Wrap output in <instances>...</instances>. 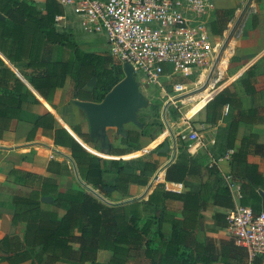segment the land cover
<instances>
[{"label": "trees", "instance_id": "trees-1", "mask_svg": "<svg viewBox=\"0 0 264 264\" xmlns=\"http://www.w3.org/2000/svg\"><path fill=\"white\" fill-rule=\"evenodd\" d=\"M235 10H215L210 21L213 35L224 33ZM0 14V139L14 121L22 118L28 104L39 103L25 80L49 103L55 90L65 86L68 80L72 83L74 100L100 102L124 77L122 65L107 52L83 49L70 30L57 25L55 16H63L64 8L56 0H43L40 5L32 0H0ZM16 68L23 78L18 76ZM249 73L250 69L237 79L247 88L251 86L244 83V75L248 77ZM249 92L254 90L251 88ZM205 96L206 101L211 94L208 92ZM235 96L236 92L229 86L213 95L204 106V122L216 125L221 120L223 106H232ZM260 109L264 111V107ZM242 112L239 111V118H229L224 149L232 150L229 165L231 176L239 183L238 204L259 213L262 209L259 190L264 192V174L248 157L250 154L264 156V145L251 134L242 136L239 148H234ZM244 112L253 116L257 115L258 109L254 107ZM139 121L142 126L138 129L123 131L120 142L125 148L110 147V154L139 150L142 135L155 138L161 133L151 131L146 123ZM38 130L51 138L54 145L69 149L80 178L88 185L103 188L106 185L102 178L104 172L113 174L112 186L123 194L129 183L147 184L148 176L124 171L128 162L104 159L87 151L85 142L89 141V134L81 130L80 124L72 125L71 130L85 141L77 138L85 148L68 130L58 125L48 111L33 118L27 140H32ZM203 158L204 162L190 155L185 146H180L176 160L165 170L166 181L181 183L187 176L200 175L204 168L208 178L201 182L198 192L165 191L157 185L153 192H159L160 201L153 198L152 193L148 197L147 203L161 204L164 198L182 201L181 219L173 218V214L163 209L155 217L145 216L140 201L106 205L85 190H61L57 176L69 175L71 170V164L63 159L48 160L47 175L10 169L5 180L20 186L11 189L14 206L11 222L15 226L22 223L24 229L22 236L13 233L0 239L3 253L0 260L8 264H96L98 251L105 249L111 252L108 264H131L130 249L142 248L143 255L149 259L148 264H196L197 261L210 264L215 259L226 260L229 255L239 264H246L247 253L233 238L221 242L219 254L215 255L212 246L197 244L189 232L208 200L221 209L212 214L219 227L227 226L226 211L235 205L220 171L214 165H207ZM130 161L138 163V168L145 172L152 173L156 169V163L144 156ZM46 196H50L51 201L43 200ZM164 222L171 225L168 239L161 230ZM249 264H261V259L254 257Z\"/></svg>", "mask_w": 264, "mask_h": 264}, {"label": "crops", "instance_id": "crops-1", "mask_svg": "<svg viewBox=\"0 0 264 264\" xmlns=\"http://www.w3.org/2000/svg\"><path fill=\"white\" fill-rule=\"evenodd\" d=\"M35 1H37L35 2L37 4H41L43 2V0H35ZM217 1H218L217 9L235 8L238 7L239 4H242L241 10L243 12L247 11V9H249L250 11L251 9V12L253 13L251 14V16L250 15L245 16L240 21L241 26L239 28V33L230 34L228 32V29L230 27L228 29L226 28L227 32L223 33L224 38H226L228 34H230L229 37L232 38L231 44H232V48L234 49V54L237 56V62H236L237 67L234 70L235 72L231 73L230 74L231 76H229L225 82L219 83V86L216 88V90L212 91L211 96L213 97V95L218 93L224 87L229 86L231 90L236 92L234 102L230 107L229 105L226 104L228 106L226 112H224L222 108L221 120H219V122L216 125H210L204 122L205 111H203L201 124L199 125V128L200 129L206 128V129L200 133L198 132L200 144H198L197 146L191 145L190 147H188L189 149H187V152L193 157L199 158V160L203 162H204L203 157H205V161H206L205 163L207 165L212 164L216 166V168L220 171L224 179V182L226 183L227 186L228 184L225 180V177L230 176L233 186L232 187L228 186V188L232 194L234 204L236 205L238 204V197H239V183L235 179H233V177L230 174L229 160H230V153L232 150L224 149L225 131H226L227 123L229 122V118L230 117L234 118V116L239 118L238 117L239 111H243L242 112L243 115L242 118L240 119L239 127L237 129V139L235 141L234 148L235 149L239 148L240 139L242 136H249L251 134H254L256 136V141L258 143L264 145V111L260 109V107H264V0H217ZM63 18H65V10H64V15L62 16V19ZM240 18L241 17H239L236 20V23L234 24V28L238 26V22ZM230 29L233 30L232 28ZM219 37H222V35H213V34L211 35V39L213 41H219ZM228 39L229 38H227V40ZM81 40L85 42L84 46H88L87 48L94 47L96 50L93 51L95 52H106L107 47L104 46L105 43H103L102 40L93 39V38L81 39ZM76 41L78 43L81 42L78 40ZM84 46L80 45V47H82L83 49L87 51H92L86 49V47ZM225 63L226 61L220 64L218 68L220 72L223 71V67ZM248 69H250V73L248 77H245L244 75V83L250 85L251 87L248 86L247 88V86L244 85L243 83L240 84L239 82H237V79L241 77ZM19 77L23 78L20 75ZM251 88L254 90L253 93L249 92ZM63 89L64 86L62 88H57L55 90L53 99L50 103L45 101L35 90L31 89L35 97L39 100V103L36 104L34 103V105H39V108L35 109L33 107V116H31L30 119H24V117H22L20 120L14 121L11 126V129L5 132L3 134V137L0 139V239L4 235L13 234V233L22 236L24 229V225L22 223L15 226L11 222V216L14 211L11 189L20 188V186L18 185L14 186L5 180L6 175L10 171V169L19 168L23 170L36 172L42 175H47L48 174V172L46 171L47 161L50 160L51 158L62 159L61 157H54L52 155V151L56 150L58 152L59 148L66 149L69 151V149L67 148L54 145L51 138L42 135L41 130L37 131V134L34 136L32 140H27L26 136L30 128L32 127L33 118L39 114L44 113L45 111H48L46 110V107L47 108L52 107L53 109V107H58L61 105V107H58V109H60L65 115V124H59L57 123V121L56 123L64 127L66 130H68L77 141H78L77 138L81 139L71 130V126L74 124L82 125L86 123L85 121L86 115H84L85 113L79 107L78 109L76 105L75 108H77L76 110L79 112H75L72 110V111H68L70 113L72 112L71 114H66V112L64 111L66 107V102L62 101ZM71 91H72V87H71ZM202 97L203 98H201L199 101H197L196 104L193 105L190 111L192 110L198 111L199 109L201 110L204 108L206 96H202ZM70 100L72 102L74 100L72 98L71 92H70ZM254 107H257L258 109L257 115L249 116L246 114V112H244ZM127 124H132L134 125V127L127 128L125 127V125ZM127 124L123 125L121 133H117L115 128H107L106 138L104 142H102L100 137L91 138L90 135L88 142H85L83 139H81L87 144V149L79 141L78 142L87 151L99 157H102L104 159H117L120 160L121 163L128 162V166L124 168V171L130 174L138 173L148 176V181L145 186H141L135 183H129L127 185L126 193L123 194L112 186L113 174L110 172H104L102 174V178L106 182V185L103 188L99 189L97 187L88 185L80 178L77 169L71 159V156L69 155L70 161L66 159L63 160H66L71 164L70 174L72 170L76 172L85 186V189L83 190L91 193L99 201H101L106 205H117V204L128 203L131 201H140L144 205L145 216L155 217L159 215L161 213V210L163 209L164 212L173 214V218L181 219L183 217L182 201L173 198H164L161 204H156L155 202L147 203L149 195L152 193L153 198H157L158 201H160L161 197L159 192L157 191L153 192V190L156 188L157 185H160L161 189L165 191H173V192L189 191L196 193L200 189L201 182H204L208 178V174L206 170L203 168L201 170L202 173L200 175L187 176L181 183L166 181L165 170L171 163H173L176 160L180 147L178 146V142H177L178 140H176V138L173 137L170 130H167L166 132L169 135V140H164L159 143L158 136H156L155 138H151L148 135H142L139 139V143L141 145V148L139 150L132 151L130 153L119 154V155L110 154L109 153L110 147L125 148V145L121 144L120 142L124 130L138 129L139 127L142 126V123L140 126H137L133 123H127ZM88 129H89V125H88ZM109 130H112L114 132L113 139H115L118 142L117 144L111 141L112 138H110L108 135ZM41 137L45 138V140L49 142L50 145L48 143L41 141L40 139ZM95 138L99 140V145L93 143ZM165 141L168 142L167 149L164 148ZM43 144L46 145L48 148L50 147L48 153L49 154L48 157H50V159L45 160L46 162L42 161L39 163L38 161L39 158H41L42 152L47 153L43 149ZM91 149L95 153H93ZM32 152L33 155L30 154ZM226 154H228L227 157ZM140 156H144L146 159H149L156 163V169L154 172L149 173L142 171L138 168L140 167L138 163L130 161ZM248 160L252 161L253 163H256L258 165V170L262 174H264V156L260 154H250ZM38 164L41 166V168L38 169V171H36V167H38ZM70 174L66 176H57L59 188L61 190H67L66 188L69 187L68 183L70 182V178H71ZM63 183L67 184L66 185L67 187H65V189L62 188ZM70 187L72 188V186ZM100 191H102L104 195H102ZM261 192L262 193L264 192L262 190H259V193L262 196ZM262 201H263V197H262ZM216 210H221V209L215 206L212 203L211 199L208 200L205 207L200 209L198 216L196 217L197 221L194 223L193 228L189 232L194 236L197 244L212 246V249H214V254L218 255L221 242L228 241L232 237L228 232V230L226 229V227H219L215 225L212 214ZM170 229H171V225L169 222H164L161 226V230L164 232L166 239L170 237ZM2 255L3 253L0 250V257ZM110 256H111V252L109 250L100 249L97 253L96 264H108ZM257 258H260L261 264H264V257H257ZM244 259H245V263L249 264L251 259H249L248 255ZM129 261L131 264L149 263V259L143 255L142 248H138V249L131 248L129 251ZM0 264H8V263L3 260H0ZM20 264H28V262H23ZM196 264H203V263L197 261ZM210 264H239V262L233 257H231V255H229L226 257V260L222 261L215 259Z\"/></svg>", "mask_w": 264, "mask_h": 264}, {"label": "built area", "instance_id": "built-area-1", "mask_svg": "<svg viewBox=\"0 0 264 264\" xmlns=\"http://www.w3.org/2000/svg\"><path fill=\"white\" fill-rule=\"evenodd\" d=\"M56 1L63 8L72 7L83 31L104 37L106 52L122 66L131 65L135 79L140 75V80L136 79L139 85L162 90L166 103L175 108L176 102L197 103L203 98L200 92L210 91L218 81L212 79V71L233 49L229 37L232 31L223 43L211 39L214 0ZM61 19L62 15L55 16L57 25ZM167 85H171L169 93ZM227 109L225 105L224 112ZM171 134L193 145L199 141L197 130ZM225 180L233 186L230 176ZM226 220V229L249 259L264 257V209L254 213L251 207L236 204L226 211Z\"/></svg>", "mask_w": 264, "mask_h": 264}, {"label": "rangeland", "instance_id": "rangeland-1", "mask_svg": "<svg viewBox=\"0 0 264 264\" xmlns=\"http://www.w3.org/2000/svg\"><path fill=\"white\" fill-rule=\"evenodd\" d=\"M214 4L215 7L217 9V4L218 1L214 0ZM40 5V4H37ZM242 4H239L238 7H235V12L233 14V16L229 19L226 28L228 29L230 28H234V24L236 23V20L240 18L239 22H238V26L235 27L233 30L228 29V32L231 33V31H233V33H239V28L241 26V20L245 17L248 16L253 13L251 12V9L249 11V9H247V11H242L241 10ZM65 10V18H63L62 20L59 21L58 26L67 30H70L75 39L79 42V45L84 46L85 42L81 39H88V38H93V39H99L102 40L103 43H105L104 41V37L101 35H96V34H89L85 31L82 30L81 26H80V20L78 19V17L76 16V14L74 13L72 7L69 6H65L64 8ZM225 28L224 33L227 32V29ZM219 41L223 43L224 41V35L222 34V37H219ZM105 47L106 43L104 44ZM86 47V49L88 50H96L94 47H89L88 46H84ZM231 51V50H230ZM214 55L218 56L217 51L214 52ZM216 56V57H217ZM219 57V56H218ZM223 57H221L219 59V63L215 66V70L212 71V79H217L218 81L216 82V84L210 88V93H212L213 90H216V88L219 86V83H223L225 82L229 76H231L230 74L235 72V68L237 67V56L234 54V49L232 50V52L227 56V59L224 60L223 62L226 61V63L224 64L223 67V71H219L218 68L220 66V64L222 62H220V60ZM212 63V62H211ZM210 63V64H211ZM9 64V63H7ZM10 66H12L11 64H9ZM11 68V67H10ZM210 68V67H208ZM16 73L18 74V76L20 75L18 69H15ZM210 71V70H209ZM16 74V75H17ZM209 73L205 74V76L203 77L202 81H204L205 79H207ZM21 76V75H20ZM136 79L139 81L140 80V75L138 74L136 76ZM202 83V82H201ZM204 83V82H203ZM91 82L87 85V87L89 88L91 86ZM71 87H72V83L70 80L67 81L66 85L64 86V89L62 90V101L66 102V107H65V112L66 114H71L68 111H75V112H79L75 108L76 106L73 104V102L70 100V92H71ZM191 87L193 86H187V89H191ZM139 90L141 91V93L143 94V96L145 97V99L147 100V105L141 109H139L137 116L138 119L142 120L144 123H146V125L148 126V128L151 131H161V133L158 135V141L159 143L164 141V140H169V135L167 132V130H170L171 133H176L177 131H183V132H189L190 130L192 131H198L199 133L202 132L203 130H205L206 128H199V125L201 124V118H202V114L204 111L203 109H199L198 111H190L193 107L194 104L196 103H190V104H182L180 102H176L177 108H179V111L177 108L174 107V105L172 104H168L166 103L165 99L167 98L165 94H163L162 90H158L156 87L154 86H149V87H144L142 85H139ZM165 90L169 92H171V85H167L165 87ZM212 97V96H211ZM209 97L205 103L204 106L206 104V102L211 98ZM33 107L35 109L39 108V105H34L33 102H31L30 104H28L23 112V116L24 119H30L31 116H33ZM58 107H61L58 106ZM58 107H46V110H48L52 116L54 117L55 121H57V123L59 124H65V115L63 114V112L58 109ZM79 109V108H78ZM35 113V112H34ZM85 115V114H84ZM86 123L81 125V129L84 132L89 131L88 129V125H87V120L85 118ZM125 127L127 128H133L134 125L132 124H127L125 125ZM108 135L110 138H112L111 141H113V143L117 144L118 142L113 139L114 137V132L112 130L108 131ZM89 137V136H88ZM118 138V137H117ZM41 141L48 143L50 145L49 142H47L45 140V138L41 137L40 138ZM178 146H185L186 149H189L188 147H190L191 145H193L192 142L189 141H185V140H178ZM93 143H95L96 145H99V140L98 139H94ZM200 144V141H195L194 145H198ZM50 148V147H49ZM49 148L43 144V149L47 152L44 153L42 152L41 154V158H39V163L45 160L50 159V157H48V153H49ZM87 149V148H86ZM89 150V149H88ZM92 150V149H91ZM51 152V151H50ZM93 153H95L92 150ZM98 152V151H97ZM33 155V152L30 153ZM52 155L54 157H61L62 159H66L70 161V157H69V151L66 149H58V152L55 150L52 151ZM103 156V155H102ZM133 157V156H132ZM52 159V158H51ZM41 160V161H40ZM46 162V161H45ZM41 166L38 164V167H36V171H38V169H40ZM71 178H70V182L68 183L69 187L66 188L67 190L70 189H85V186L82 182V180L79 178L78 174L76 172H74L72 170L71 174H70ZM67 184L63 183L62 184V188L65 189V187ZM72 186V188L70 187ZM15 189V188H13ZM100 193L102 195H104V193L102 191H100Z\"/></svg>", "mask_w": 264, "mask_h": 264}, {"label": "water", "instance_id": "water-1", "mask_svg": "<svg viewBox=\"0 0 264 264\" xmlns=\"http://www.w3.org/2000/svg\"><path fill=\"white\" fill-rule=\"evenodd\" d=\"M4 61L7 60L4 58ZM122 68L124 77L106 93L100 102L73 100V104L86 115L90 137H100L102 142L105 141L107 128H115L117 133H121L124 124L133 123L140 126L137 113L139 109L147 105L131 65L124 63ZM24 82L31 88L26 80ZM164 148H168L167 141L164 142ZM261 194L262 209H264V193L261 192ZM51 199L50 196L43 198L45 201H51Z\"/></svg>", "mask_w": 264, "mask_h": 264}, {"label": "bare ground", "instance_id": "bare-ground-1", "mask_svg": "<svg viewBox=\"0 0 264 264\" xmlns=\"http://www.w3.org/2000/svg\"><path fill=\"white\" fill-rule=\"evenodd\" d=\"M222 62H223V61H222ZM208 92H209V91L206 89V90L200 92V95L205 96ZM195 97H196V96H195Z\"/></svg>", "mask_w": 264, "mask_h": 264}]
</instances>
